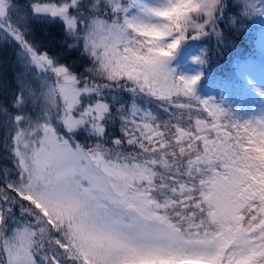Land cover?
Segmentation results:
<instances>
[{"label": "snow or ice", "instance_id": "obj_1", "mask_svg": "<svg viewBox=\"0 0 264 264\" xmlns=\"http://www.w3.org/2000/svg\"><path fill=\"white\" fill-rule=\"evenodd\" d=\"M136 2L28 5L62 22L68 47L88 60L82 75L39 52L26 38L28 13L0 0V33L20 45L25 67L54 77L39 91L19 77L17 111L0 105L14 165L0 172V264H264V119L240 123L201 99L200 75L177 77L151 39L175 48L219 37L224 0L197 3L201 15L182 34L179 24L163 32L128 18ZM141 96L169 118L140 106Z\"/></svg>", "mask_w": 264, "mask_h": 264}, {"label": "trees", "instance_id": "obj_2", "mask_svg": "<svg viewBox=\"0 0 264 264\" xmlns=\"http://www.w3.org/2000/svg\"><path fill=\"white\" fill-rule=\"evenodd\" d=\"M31 2L32 0H16V3L21 6V13H28L26 38L37 46L39 52H46L58 64L69 67L74 73L84 75L83 69L88 64V60L81 54L80 47L71 49L68 47L73 41L65 35L62 22L59 19L33 15L28 7ZM43 2H49V0H43ZM50 2L60 3L61 0H50ZM83 3L87 4L88 0H83ZM123 3L127 6L129 0H123ZM224 5L222 15H219L216 21L221 35L217 37L210 32L205 36L192 39V46L201 50L199 58L204 61L196 64L200 70V79L194 90L201 99H209L211 103L222 107L231 120L253 123L255 115L249 108L252 85L247 83L251 77L264 78V44L255 42L256 38L247 35L237 25L238 23L230 24L229 20L235 16L236 6H232L230 0H224ZM103 7L104 3L101 0V8ZM131 13L128 10V18ZM100 15L105 16V12L101 11ZM106 18L111 19L110 14ZM21 55L20 45L11 37L0 33V105L8 107L12 113L17 111L12 108L11 102L20 91L19 77H22L36 91L40 90L43 80L54 79L51 74L41 73L34 67H25ZM119 95L126 104L132 100L127 92H121ZM136 100L140 106L150 109L161 119L169 118L168 113H162V110L157 108V101L142 96L137 97ZM181 102H184L183 98ZM26 110L31 113L32 106L28 105ZM177 111L175 107L169 106V113ZM192 115L194 118L203 117V113L196 111H193ZM3 120L4 117L0 115V172L4 168L14 172L13 160L7 148L11 141L10 139L6 141V136L10 133L7 132ZM114 136H120L118 121L109 127V141ZM125 149L131 151L126 145Z\"/></svg>", "mask_w": 264, "mask_h": 264}, {"label": "rangeland", "instance_id": "obj_3", "mask_svg": "<svg viewBox=\"0 0 264 264\" xmlns=\"http://www.w3.org/2000/svg\"><path fill=\"white\" fill-rule=\"evenodd\" d=\"M230 1L232 6H236V9L235 16L229 20V23L233 25L238 23L237 25L240 26L247 35L256 38L254 40L255 42H262L264 44V0ZM163 2L164 0H137V2L129 8V11L132 12L130 18L139 17L147 22H151L153 18L145 15L143 9L146 7L159 6ZM130 3H132V0H129L128 5ZM188 35L190 37L194 35V33L190 31ZM192 39L193 38L186 39L180 46L175 57L168 62V67L174 70L177 77L182 76L188 78L199 75L200 70L194 58H199L201 56V50L192 46ZM244 83H246V81H244ZM247 84L252 85L249 108L255 115V119L253 120V124H255L257 120L264 119V78L251 77ZM206 115L207 113H203V117ZM162 119L167 118L164 117Z\"/></svg>", "mask_w": 264, "mask_h": 264}, {"label": "clouds", "instance_id": "obj_4", "mask_svg": "<svg viewBox=\"0 0 264 264\" xmlns=\"http://www.w3.org/2000/svg\"><path fill=\"white\" fill-rule=\"evenodd\" d=\"M202 0H164L159 6L151 7L154 11L150 14L153 18L151 22L148 23L149 28L160 29L163 32H169L171 29H175L176 25L179 24V31L177 34H182L183 32L192 29L197 23L198 17L201 12L195 10L196 4L201 3ZM157 11H167L168 16H158ZM154 41V46H163L168 55L163 58L167 63L172 60L176 53L179 51L180 46L184 41L175 47L167 48L168 39L167 37L153 36L151 37Z\"/></svg>", "mask_w": 264, "mask_h": 264}]
</instances>
